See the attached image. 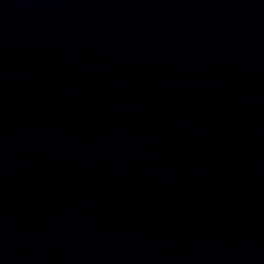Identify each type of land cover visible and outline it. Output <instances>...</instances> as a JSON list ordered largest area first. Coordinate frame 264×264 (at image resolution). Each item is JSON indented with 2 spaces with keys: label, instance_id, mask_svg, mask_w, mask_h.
Returning <instances> with one entry per match:
<instances>
[{
  "label": "water",
  "instance_id": "water-1",
  "mask_svg": "<svg viewBox=\"0 0 264 264\" xmlns=\"http://www.w3.org/2000/svg\"><path fill=\"white\" fill-rule=\"evenodd\" d=\"M0 264H264V0H0Z\"/></svg>",
  "mask_w": 264,
  "mask_h": 264
}]
</instances>
